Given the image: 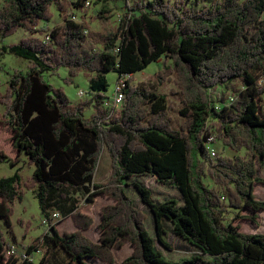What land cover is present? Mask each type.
I'll return each instance as SVG.
<instances>
[{"label":"trees","instance_id":"obj_1","mask_svg":"<svg viewBox=\"0 0 264 264\" xmlns=\"http://www.w3.org/2000/svg\"><path fill=\"white\" fill-rule=\"evenodd\" d=\"M87 1L0 2V43L24 33L0 53L29 61L28 70H15L0 90V124L12 131L16 152L15 159L1 152L0 162L17 165L25 155L34 166L26 179L19 171L0 176V219L11 222L15 205L31 190L48 228L26 254L60 250L66 258L61 264H88L90 258L113 264L114 249L126 242L135 247L128 264H264V233H245L234 223L255 221L256 215L242 214L246 209L264 210V200L254 195L255 184L264 183L257 175V165L264 167V0H211L202 7L198 0H124L117 25L110 0H97L103 3L97 31L84 18L74 19ZM54 8L62 23L42 27L53 20ZM160 60L157 84L173 82L172 92L182 97L180 129L172 127L168 95L134 77ZM61 68L68 70L67 83L80 74L88 78L91 97L74 103L45 80V73ZM108 72L119 75L116 86L123 80L119 106L114 95H105ZM211 137L237 154L213 157ZM104 149L112 172L96 183ZM142 177L177 189L182 202H156ZM127 188L154 215L161 247L171 248L166 237L172 232L201 254L167 260ZM98 194L114 203L102 207L94 241L84 233L94 219L83 212L81 198L92 203ZM61 218H71L77 229L60 233L55 219ZM11 241L17 242L14 234ZM11 241L0 232V264H33L14 255Z\"/></svg>","mask_w":264,"mask_h":264},{"label":"rangeland","instance_id":"obj_2","mask_svg":"<svg viewBox=\"0 0 264 264\" xmlns=\"http://www.w3.org/2000/svg\"><path fill=\"white\" fill-rule=\"evenodd\" d=\"M124 0H110L107 2L108 7L113 11L111 23L117 25L122 17L123 9L122 6ZM199 7L207 5L211 0H198ZM2 2V0H0ZM103 3L98 2L97 0H89L85 4L84 11H74L75 18L77 20L85 19L89 22L93 30H100L101 25L99 19L97 18L98 13L101 10ZM55 16L51 22L42 23V27H48L52 29L53 27L62 23V16L54 8ZM72 12V11H71ZM24 37L23 31H19L11 36L6 37L0 43V48L4 45L11 43H17L20 39ZM1 51V49H0ZM162 60L158 62H152L144 70L137 72L134 77L136 81H141L149 88L155 90L158 93H163L168 95L169 103L171 108L169 109V114L172 118V127L175 129H180V126L183 122V117L180 115V109L182 108V97L179 92L173 93L172 89H177L173 82H167L164 85H158L155 78V73L161 68ZM29 61L21 57H18L12 53H0V90H5L7 83L15 70H22L26 72L28 70ZM45 80L53 84L57 88H62L72 102L77 103L82 99H87L90 96L89 94V81L83 74L74 78L73 83L65 82V78L69 77L68 70L66 68H61L57 72H47L44 75ZM108 80V90L105 95L109 98L114 95L116 82L119 75L115 72L106 73ZM83 95H81L82 93ZM2 107L0 106V110ZM92 113V108L86 111V116H89ZM12 131L0 124V153L4 152L9 156L16 158V152L13 150L12 146ZM215 150L218 155H227L233 157L237 153L232 149L224 146L222 142L217 141L215 143ZM241 153H244L243 151ZM21 161L17 165H12L11 162L3 161L0 162V176H11L17 171H19L21 177L26 179L29 175L33 173L34 166L30 165L27 162L25 155H22ZM112 172L111 159L108 155L106 149H104L97 168L95 175L96 183L107 182L110 178ZM257 175L260 178L264 179V167L257 165ZM142 181L153 193V198L156 202L162 203L168 199H176L177 201L182 202V197L180 192L175 188H170L166 186L159 185L156 183L153 177H142ZM208 186H213L211 179H205ZM128 196L134 201L135 205L140 208L146 214V226L151 235L156 239V244L159 249L163 250L165 258L167 260L175 261L179 257L187 258L193 254H196V249L193 247L191 250L183 251L180 247L181 245H188L186 242L180 239L179 236H175L174 233H170L169 229L167 234V240L171 243V250H167L160 246L155 229V219L151 211L143 204L138 193L133 188H127L126 190ZM254 195L258 200H264V183H258L254 186ZM178 198V199H177ZM114 203L108 196L103 194H98L94 197V202L87 203L83 198H81V205L83 206V212L91 215L94 219L93 225L88 230H85L84 233L92 238L94 241H98L100 237V230L98 224L101 221L102 207L108 204ZM244 215H256L255 221L251 219L244 220H235L234 223L240 225V230L245 233H264V210L253 212L250 209H246L242 212ZM234 218L233 214H229V219ZM18 219L23 221V224H20ZM9 223L0 219V232H2L5 241H11V234H14L17 237V242H12L11 244H16L15 254L19 259H24L28 257L33 264H61L66 262L64 254L58 250L53 254H47L45 251L35 252L31 256H27L26 247L31 243L32 239L41 235L48 228L47 223L44 219V216L41 213L38 199L31 190H27L24 200L22 203H17L15 205V214L10 218ZM56 226L60 233L64 231L73 232L77 228L75 227L71 218H61L55 219ZM28 226V227H27ZM26 229L28 231L26 232ZM134 245L130 242H126L121 249H114L115 262L113 264H128L126 259L134 252ZM171 258V259H170ZM88 264H111L108 262H103L97 258H90L87 260ZM18 264H23L22 260Z\"/></svg>","mask_w":264,"mask_h":264},{"label":"built area","instance_id":"obj_3","mask_svg":"<svg viewBox=\"0 0 264 264\" xmlns=\"http://www.w3.org/2000/svg\"><path fill=\"white\" fill-rule=\"evenodd\" d=\"M122 85H123V80H120L119 81V83H118V85L116 86V89H115V94H114V97H113V104L114 105H117V106H119V105H121L122 103H123V101H124V95H123V93H122V91H121V87H122ZM82 93V92H81ZM83 94V93H82ZM81 94V95H82ZM210 141H213V142H217V141H215L214 140V138L213 137H211L210 138ZM214 143V144H215ZM211 155L213 156V157H215L216 155H217V152H216V150H215V148H212L211 149ZM54 217L55 218H59V216L58 215H54Z\"/></svg>","mask_w":264,"mask_h":264},{"label":"crops","instance_id":"obj_4","mask_svg":"<svg viewBox=\"0 0 264 264\" xmlns=\"http://www.w3.org/2000/svg\"><path fill=\"white\" fill-rule=\"evenodd\" d=\"M102 215V214H101ZM181 246V247H180ZM172 247V246H171ZM178 247H180L183 251H185V250H191V248H193V246L192 245H190V244H188V245H179ZM157 248L159 249V247L157 246ZM161 250V249H160ZM167 250H171V248L170 249H167ZM162 252H163V250H161ZM196 251V253L197 254H201V252L199 251V250H195ZM163 254H164V252H163ZM165 255V254H164ZM181 257H179L177 260H179ZM171 259V258H170Z\"/></svg>","mask_w":264,"mask_h":264}]
</instances>
